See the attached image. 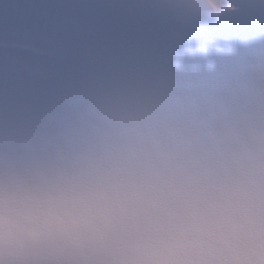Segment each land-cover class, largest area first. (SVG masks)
Listing matches in <instances>:
<instances>
[{"label":"clouds","instance_id":"9594fccd","mask_svg":"<svg viewBox=\"0 0 264 264\" xmlns=\"http://www.w3.org/2000/svg\"><path fill=\"white\" fill-rule=\"evenodd\" d=\"M120 6L264 25V0ZM0 264H264V40L225 76L113 55L0 90Z\"/></svg>","mask_w":264,"mask_h":264},{"label":"snow or ice","instance_id":"6c2138e0","mask_svg":"<svg viewBox=\"0 0 264 264\" xmlns=\"http://www.w3.org/2000/svg\"><path fill=\"white\" fill-rule=\"evenodd\" d=\"M131 13L120 5L61 4L44 0H0V64L4 66L2 90L11 94L27 83L30 71L41 66L63 75L80 69L92 59L113 55L173 59L200 65L220 59L212 46L192 48L185 40L166 33L123 27L120 18ZM71 28L86 32L90 43L69 48L59 61L42 59L50 47H61L60 34Z\"/></svg>","mask_w":264,"mask_h":264}]
</instances>
